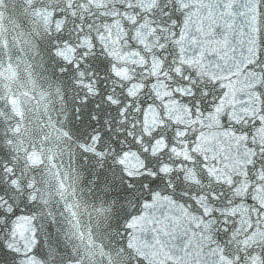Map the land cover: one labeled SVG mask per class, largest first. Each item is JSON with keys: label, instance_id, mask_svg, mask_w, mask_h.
<instances>
[{"label": "snow or ice", "instance_id": "snow-or-ice-1", "mask_svg": "<svg viewBox=\"0 0 264 264\" xmlns=\"http://www.w3.org/2000/svg\"><path fill=\"white\" fill-rule=\"evenodd\" d=\"M0 264H264V0H0Z\"/></svg>", "mask_w": 264, "mask_h": 264}]
</instances>
